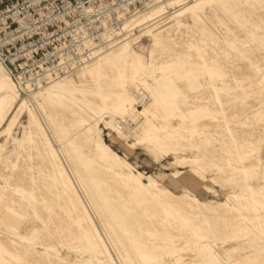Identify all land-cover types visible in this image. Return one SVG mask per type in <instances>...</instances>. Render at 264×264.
Listing matches in <instances>:
<instances>
[{"label":"rangeland","instance_id":"1","mask_svg":"<svg viewBox=\"0 0 264 264\" xmlns=\"http://www.w3.org/2000/svg\"><path fill=\"white\" fill-rule=\"evenodd\" d=\"M38 3L35 46L92 54L32 87L0 60V264H264V0Z\"/></svg>","mask_w":264,"mask_h":264},{"label":"built area","instance_id":"2","mask_svg":"<svg viewBox=\"0 0 264 264\" xmlns=\"http://www.w3.org/2000/svg\"><path fill=\"white\" fill-rule=\"evenodd\" d=\"M40 1L0 0V60L16 81L23 76L31 87L45 81L46 73L56 75L70 70L92 54L89 49L67 58L35 46L48 26L36 16L43 10ZM36 34L40 38H34Z\"/></svg>","mask_w":264,"mask_h":264},{"label":"bare ground","instance_id":"3","mask_svg":"<svg viewBox=\"0 0 264 264\" xmlns=\"http://www.w3.org/2000/svg\"><path fill=\"white\" fill-rule=\"evenodd\" d=\"M187 10H184L182 12H180V14L182 15L183 13H185ZM161 13V10H159L157 7L148 11V12H145V13H142V14H139L137 16H135L134 18H132L130 21L126 22L123 27L120 29L121 32L125 31L126 29L128 28H131V27H134L136 25H140L147 17H149L150 14H160ZM179 14V15H180ZM85 60V59H84ZM68 72V71H66ZM9 73V72H8ZM47 75H50L49 73H46ZM60 73H57L56 75H59ZM47 75H46V78H47ZM56 75H50L51 77H54ZM12 76V75H11ZM22 78H24L23 76H21ZM13 78V77H12ZM45 78V80H46ZM14 79V78H13ZM21 79V78H20ZM26 79V78H24ZM15 80V79H14ZM16 81V80H15ZM19 81V79H18ZM16 81V82H18ZM0 87L1 88H4V89H7L8 91H12L13 90V82L12 80L9 78V76L6 74V71L4 70V68L0 65ZM49 89H54V90H57V91H61V89L56 85V84H53L49 87ZM16 95V94H15ZM134 96V95H133ZM4 99V97H1L0 98V102H2ZM144 100V97L142 96L141 97V101L143 102ZM134 101V98L131 96V95H128V94H123V95H120L116 102L113 104L112 108L111 109H107L105 108L111 116H110V120L106 121V123L108 125H110L111 127L114 128V124L115 122L113 121V117L115 115L117 116H120L122 115L123 113V109L125 107V104H129L131 102ZM146 109V108H145ZM114 123V124H113ZM56 134V133H55ZM57 138L61 141V139L59 138V136L56 134ZM145 139L147 140H151V141H154L156 140V137L155 135L152 133V134H148L145 136ZM104 144V143H103ZM105 145V144H104ZM106 146V145H105ZM66 157H67V160L69 161V163H71L73 165V170L75 171V175L76 177L78 178L79 182L81 183L82 187L84 188L86 194H87V197L91 200V203H92V206H93V209L96 211L97 215L98 216H101V215H108L109 212L108 210L105 209L104 206H102L101 204H99L98 202V197L96 195V192L93 190L92 187L89 186L88 184V180L86 179V177L83 175V173L81 172V170L78 168V166L75 164L74 162V159L72 158V156L70 155V152L67 150V149H63ZM119 167V166H118ZM117 171V170H116ZM136 182L137 183H141L138 179H136ZM153 183L151 181H147L146 182V186H149V185H152ZM140 186V185H139ZM151 190V189H150ZM110 227L112 229H115L116 226L111 223L109 224ZM106 229L109 231V228L106 227ZM118 237L121 238L124 246L126 247L125 248V251H121V254L122 256L125 258V256L127 254H132L134 255L133 253V250L131 248V246L129 245V243L121 236V234L118 232L117 233Z\"/></svg>","mask_w":264,"mask_h":264}]
</instances>
